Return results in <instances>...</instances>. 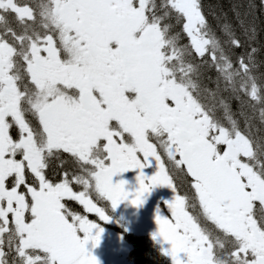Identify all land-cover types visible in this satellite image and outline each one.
I'll return each mask as SVG.
<instances>
[{"label": "snow or ice", "instance_id": "6c2138e0", "mask_svg": "<svg viewBox=\"0 0 264 264\" xmlns=\"http://www.w3.org/2000/svg\"><path fill=\"white\" fill-rule=\"evenodd\" d=\"M222 31L227 49L201 0H0V264H99L86 244L103 229L69 202L108 221L100 202L140 205L156 185L174 192L170 215L155 218L170 264H264V140L244 111L264 123L258 49L234 65L242 42L231 24ZM245 32L255 40L254 26ZM208 65L214 89L201 88ZM221 77L239 113L202 98L217 97ZM129 170H139L131 194L114 181ZM174 173L190 177L192 196Z\"/></svg>", "mask_w": 264, "mask_h": 264}, {"label": "flooded vegetation", "instance_id": "af4514ba", "mask_svg": "<svg viewBox=\"0 0 264 264\" xmlns=\"http://www.w3.org/2000/svg\"><path fill=\"white\" fill-rule=\"evenodd\" d=\"M163 155V152H162ZM67 160V170L71 171L76 168L74 162L69 160L67 156L63 157ZM164 159L167 161L166 156ZM155 162L151 166L143 169L146 175H152L157 171ZM139 170H129L124 173L117 174L114 181L125 180V189L131 194L139 187L136 179ZM175 183L179 186L178 173H174ZM186 188L190 187L189 177L184 175ZM185 186V184H181ZM75 190H81L79 186H75ZM184 192L185 187L180 190ZM170 194V195H169ZM173 190L167 185H156L152 187L149 193H146L143 203L133 205L131 197L122 200L116 208H112L111 203L100 202V206L106 207V213L110 217L108 221L98 220L95 214H88L78 202H69L71 210L82 215H88L90 219L95 220L99 229H103L99 234V242L88 241L86 247L92 255H94L99 264H135L133 253L135 252L136 243L141 245L142 249L151 253L163 254L161 248V239L155 236L158 232V224L156 223V215H170L166 201H170Z\"/></svg>", "mask_w": 264, "mask_h": 264}, {"label": "trees", "instance_id": "16d2710c", "mask_svg": "<svg viewBox=\"0 0 264 264\" xmlns=\"http://www.w3.org/2000/svg\"><path fill=\"white\" fill-rule=\"evenodd\" d=\"M30 2L36 4L39 0H30ZM157 2L159 3V0H157ZM201 3L209 24L212 26L216 36L220 38L221 44L224 48L227 49L230 47V45L226 43L230 37L224 35L222 31L224 23L231 24L236 37L241 40L243 45L241 48H233L229 51L234 65L237 64L239 57L244 54L250 46L258 49L256 54L257 66L254 69V73L258 77L259 83L264 84V0H201ZM237 12L239 13V16H237ZM241 21L243 24H241ZM169 22L174 25L173 32H180V43L187 44L188 39L181 31L182 25L176 24L175 20ZM253 26L255 27L256 37L255 40L250 41L248 35H251V33H246L245 29H250ZM195 59L197 63L200 62L199 58ZM218 75L216 69L211 65L201 68V75L199 78L201 88H216ZM234 80L237 84L242 82L239 77H234ZM225 83L226 81L221 77L219 86L220 90L217 92V97L215 99L209 97L207 93L204 92L201 93V96L206 104L217 106L219 104V99L223 96L229 99L233 110L239 113L241 101L233 98L230 90H225ZM259 107H264V104L257 105V108ZM244 111L252 117L250 122V134L252 138L258 141L264 140V123L259 120L258 110L254 114L251 107L245 103ZM216 115L218 117L222 116V112L218 107ZM237 118L239 119L240 127L242 129L245 128L246 125L244 119L242 117ZM260 158L264 159V156H261ZM56 165L57 168L51 173L55 177L59 176L61 171L58 161L56 162ZM208 224L213 228V225H211L210 222ZM133 259L135 264H170L169 258L165 257L163 254L159 255L145 251L138 243H136Z\"/></svg>", "mask_w": 264, "mask_h": 264}, {"label": "rangeland", "instance_id": "374dc122", "mask_svg": "<svg viewBox=\"0 0 264 264\" xmlns=\"http://www.w3.org/2000/svg\"><path fill=\"white\" fill-rule=\"evenodd\" d=\"M170 195V194H169ZM171 198L173 199L174 198V195L171 194ZM162 240V239H161ZM164 247V242L161 241V248Z\"/></svg>", "mask_w": 264, "mask_h": 264}]
</instances>
